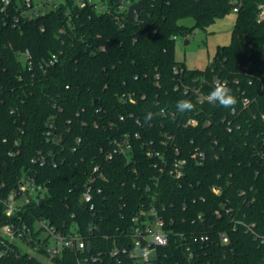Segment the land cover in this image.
<instances>
[{"label": "trees", "instance_id": "obj_1", "mask_svg": "<svg viewBox=\"0 0 264 264\" xmlns=\"http://www.w3.org/2000/svg\"><path fill=\"white\" fill-rule=\"evenodd\" d=\"M9 1L0 0V264H75L65 252L44 262L26 250L35 246L28 238L21 246L2 233L26 226L35 239L40 220L84 234L99 264H134L109 252L128 246L122 235L133 216L152 206L174 232L215 239L198 245L204 264H264V24L256 0H238L230 44L204 70L180 66L175 37L207 29L237 0H139L137 23L117 11L119 0L110 13L62 0L35 18L21 15L25 0ZM215 80L232 89L233 109L200 102L197 91L208 94ZM243 97L252 100L245 109ZM182 100L195 109L177 111ZM126 142L127 153L115 152ZM197 151L205 158H192ZM181 159L182 174L170 173ZM92 176L94 207L82 199ZM22 177L46 193L9 217ZM178 251L173 240L169 259L188 264Z\"/></svg>", "mask_w": 264, "mask_h": 264}, {"label": "built area", "instance_id": "obj_2", "mask_svg": "<svg viewBox=\"0 0 264 264\" xmlns=\"http://www.w3.org/2000/svg\"><path fill=\"white\" fill-rule=\"evenodd\" d=\"M102 5L99 8L96 3L91 2L90 0H78V4L80 8H83L88 4L93 5L94 10L102 13H110L111 6L110 2L112 0H101ZM240 1V0H239ZM238 0L232 7V11H235L236 14L239 13V10L242 6V2ZM3 5H8L10 3L9 0H1ZM139 0H119L117 5V11L121 14L128 15V11L130 7ZM57 5L55 4L53 8ZM42 12L36 11L32 0H25L22 5L21 15L27 16L30 18H35ZM128 19V18H127ZM256 22L258 24H264V0H256ZM177 38V37H175ZM28 52L22 54L23 57H26ZM30 64V63H29ZM179 70L175 69V73H178ZM218 82H222L220 80H215L213 85ZM226 83V82H224ZM199 94L200 102H205L204 99L207 94L197 91ZM252 100L248 97H243L242 99V107L248 108ZM236 114V110L232 111V115ZM264 121V115L262 116ZM226 120V119H225ZM191 125H196V120H191L189 122ZM234 122L232 120H227L228 129L231 130ZM117 149L122 153H127L131 147L128 142L124 143V145L117 144ZM176 153H179L178 149H176ZM108 159H113V154H109L107 156ZM192 158L194 159H204L205 155L201 151H197L192 154ZM264 161V155L261 156ZM186 164V160H177L173 164V169L170 173H174L176 176H180L182 174V167ZM99 171V167L96 166L93 170L94 173ZM95 178L92 176L89 179V186L82 194V199L94 207L93 204V183ZM215 193H219V190L215 187L213 188ZM46 193V189L42 186H38L33 179H26L22 177L19 181L18 191L12 193L9 196V200L7 202L6 214L7 216H13L17 211L18 207H23L28 205L32 200H37L38 197H43ZM216 215L221 216V211L217 210ZM36 225H39V229L36 228ZM167 219L165 218L164 213L158 207H145L138 214L133 216L131 221V227L128 231L124 232L122 235L123 240L128 241V246H124L122 248H115L110 252V256H117L120 252L127 253L130 255L134 264H184L179 259L170 260L167 252L172 244V241L175 240L176 248L179 250L178 252H182V256L187 259L188 264H204L201 261V253L202 249L198 247V245H202L204 243H209L214 241L213 237L208 233H198V232H190L189 236L184 233L174 232L172 229L168 227ZM254 225L248 227V230L253 231ZM40 230L48 233V237H52L55 240L54 247H48V239L42 240L40 235H38L35 239L33 237L34 231L27 228L26 226L15 228L12 225H5L2 228V233L5 237L9 239L10 242L17 241L20 238H28L29 241L33 242L35 246L29 248L31 251L35 252L44 262H51L56 257H61L65 253H69L70 257L73 256L75 259V264H99L98 262L102 258L101 254L98 253H90L91 247L88 245V239L82 233H79L76 230L69 231L68 233H62L53 226H51L46 220H40L35 224V231ZM40 232V233H41ZM39 233V234H40ZM260 238L261 242L264 244V236H257ZM218 239L223 244L229 243V238L225 233H219ZM41 248L42 252L39 250ZM87 249H89L87 251ZM167 250V251H166Z\"/></svg>", "mask_w": 264, "mask_h": 264}, {"label": "rangeland", "instance_id": "obj_3", "mask_svg": "<svg viewBox=\"0 0 264 264\" xmlns=\"http://www.w3.org/2000/svg\"><path fill=\"white\" fill-rule=\"evenodd\" d=\"M90 1L96 3L99 8L102 5L101 0ZM32 2L36 11L44 13L50 11L55 4H60L62 0H32ZM236 17V12L232 11L227 16L217 19L213 25L205 30L195 28L187 36L179 35L176 40V60L180 66L189 70H204L209 67L218 48L230 44ZM182 24L192 26L194 23L192 19H186L182 21ZM186 41H189V43L186 44ZM39 227V225H36L37 229ZM39 235L42 240L49 238L48 247H54L55 240L52 237H48V233L42 231ZM17 242L23 246L20 241ZM26 250L38 256L29 248H26Z\"/></svg>", "mask_w": 264, "mask_h": 264}, {"label": "clouds", "instance_id": "obj_4", "mask_svg": "<svg viewBox=\"0 0 264 264\" xmlns=\"http://www.w3.org/2000/svg\"><path fill=\"white\" fill-rule=\"evenodd\" d=\"M206 102L213 106H220L223 108L233 109L237 104V98L233 95L232 89L224 82H218L213 89L204 98ZM195 105L190 100H182L177 104V111L184 113L186 111H193ZM151 113L146 116V120L151 117Z\"/></svg>", "mask_w": 264, "mask_h": 264}, {"label": "water", "instance_id": "obj_5", "mask_svg": "<svg viewBox=\"0 0 264 264\" xmlns=\"http://www.w3.org/2000/svg\"><path fill=\"white\" fill-rule=\"evenodd\" d=\"M142 6V1H139L138 3L132 5L128 11L127 18L129 21L137 23L139 20V15H140V10ZM189 41H186V44H188ZM43 200H39V204L42 206L43 205Z\"/></svg>", "mask_w": 264, "mask_h": 264}]
</instances>
